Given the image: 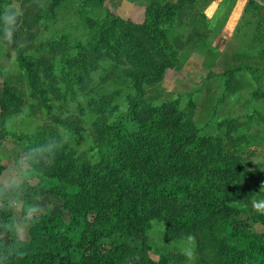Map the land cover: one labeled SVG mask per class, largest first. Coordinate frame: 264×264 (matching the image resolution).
<instances>
[{
    "label": "trees",
    "instance_id": "16d2710c",
    "mask_svg": "<svg viewBox=\"0 0 264 264\" xmlns=\"http://www.w3.org/2000/svg\"><path fill=\"white\" fill-rule=\"evenodd\" d=\"M64 1L0 0V15L12 6L22 11L20 20L43 22L53 18ZM195 1L149 0L138 24L109 12L101 20L84 19L88 38L71 53L63 49L59 75L67 90L74 78V95L84 101L78 114L83 109L91 113L88 128L96 151L82 159L66 140L52 164L37 150L63 137L44 127L17 138L20 155L10 156L5 164L0 157V175L5 169L18 173L17 186L0 193V250L7 248L0 264H167L162 255L152 259L146 254L153 224L160 226L165 242L192 238L203 260L199 264H264V213L249 207L251 200L264 199V190L247 179V171L221 140L195 128L177 99L152 103L142 98L143 88L160 82L175 61L164 28L187 19L193 33L201 36L196 25L204 19L194 9ZM257 1L247 0L244 11L255 18L250 21L254 41L264 46V18L256 17ZM101 3L79 0L81 7ZM2 27L0 21V37ZM20 29L10 45L4 43L25 74L30 94L44 101L35 75L38 63L29 51H52L58 38L33 44V35L21 39ZM104 58L113 63L112 69L123 65L126 89L123 96L114 93L115 103L109 92L88 89L89 73ZM22 103L21 96L0 81V131H6L4 119ZM61 124L80 141L75 123ZM15 159L26 166V173L19 174ZM0 186L7 187L3 182ZM12 200L20 203L26 252L22 258L11 255L19 243ZM29 204L46 207L34 223L25 215ZM248 222L262 230H253Z\"/></svg>",
    "mask_w": 264,
    "mask_h": 264
},
{
    "label": "rangeland",
    "instance_id": "374dc122",
    "mask_svg": "<svg viewBox=\"0 0 264 264\" xmlns=\"http://www.w3.org/2000/svg\"><path fill=\"white\" fill-rule=\"evenodd\" d=\"M148 1L134 0L131 3L127 0H102L100 7H81L79 0H66L56 9L51 19L40 22L27 17L20 20L21 39L31 34L34 44L39 40L58 38V44L56 41L51 46L52 51L47 47L37 52L34 49L29 51L31 58L38 63L35 75L44 101L37 95L30 94L25 74L12 61L13 51L8 49L4 41H0V81L3 80L12 87L23 100L20 109H15L4 119L6 131H0V157L3 158V164L10 156L20 155V142L17 140L19 136L30 135L44 127L56 130L61 137L68 140L82 159L93 156L96 151L94 136L88 128V117L91 113L83 109L80 112L82 115L78 114L79 108H84V101L74 95L77 88L74 78L68 81L65 77L71 90L65 89V83L60 82V60L66 52L63 49L71 53L70 49L77 46V43L86 42V17L97 16L101 20L109 12L138 24ZM235 1L237 5L233 7ZM246 1L196 0L194 9L204 19L196 25L201 36L193 33V27L189 26L187 19H183L179 25L166 26L165 36L175 53V61L160 82L143 88L142 98L152 103L177 99L179 108L190 117L195 128L205 136L221 140L226 146L225 150L233 153L245 168L247 179L255 182L257 189L262 191L264 46L254 41V30L250 21L255 18L248 9L244 11ZM256 17L264 18V7L260 4ZM195 19L197 17L194 16ZM61 36L63 40L60 39ZM112 65L106 58L99 61L97 67L89 73L88 89L109 92L112 94L111 103H115L117 96L114 93L122 95L126 86L123 65L114 69ZM65 121H72L80 129L79 142L61 124ZM228 129L231 131L226 134ZM15 162H18L19 174L26 173V166L21 160L15 159ZM17 174L16 170L5 169L0 175V182L6 184L9 176L16 177ZM43 200H49L53 205L56 203V199L51 197H44ZM253 201L260 200L250 201L249 207L252 209ZM10 206L17 235L24 236L19 214L20 203L12 200ZM247 224L252 228L249 222ZM252 229L262 230L257 226ZM161 232L159 225L151 226L148 232L150 247L146 250L148 257L156 259L162 255L167 264H199L203 261L192 238L165 242Z\"/></svg>",
    "mask_w": 264,
    "mask_h": 264
},
{
    "label": "clouds",
    "instance_id": "9594fccd",
    "mask_svg": "<svg viewBox=\"0 0 264 264\" xmlns=\"http://www.w3.org/2000/svg\"><path fill=\"white\" fill-rule=\"evenodd\" d=\"M23 15L22 11L17 7L6 6L3 10L2 15H0V21H2V32L3 35L0 37V41H7L10 45L13 39L14 34L19 29L20 17ZM66 139L63 137L61 141L56 143H49L43 146L42 149H38V152H42L48 159L51 160L52 164L55 161V153L59 148H63ZM7 187L0 186V193L4 191L15 188L17 182L15 177L9 176L6 181ZM253 208L259 213H264V200L253 201ZM46 212V207H42L39 204H29L26 208L25 215L28 217L29 221L34 223L39 219L40 216L44 215ZM30 226V225H29ZM14 226H10L12 228ZM24 236L18 235L17 240L19 243L15 246V251L11 253L16 257H23L26 255V252L23 248ZM7 252V248L0 250V257Z\"/></svg>",
    "mask_w": 264,
    "mask_h": 264
},
{
    "label": "crops",
    "instance_id": "0c3cea01",
    "mask_svg": "<svg viewBox=\"0 0 264 264\" xmlns=\"http://www.w3.org/2000/svg\"><path fill=\"white\" fill-rule=\"evenodd\" d=\"M242 3L244 4L245 2L243 1ZM257 3L260 4V5H262V6L264 7V4H263V3H261V2H257ZM236 5H237V1H235L233 7L236 6ZM240 10H241V9H240ZM228 20H229V18H228Z\"/></svg>",
    "mask_w": 264,
    "mask_h": 264
}]
</instances>
